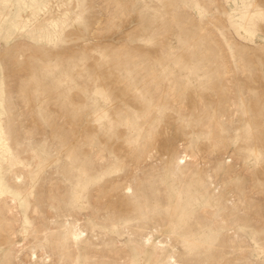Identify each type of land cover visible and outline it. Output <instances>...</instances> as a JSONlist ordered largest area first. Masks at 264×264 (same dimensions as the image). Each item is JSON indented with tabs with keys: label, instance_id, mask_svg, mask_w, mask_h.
<instances>
[{
	"label": "rangeland",
	"instance_id": "obj_1",
	"mask_svg": "<svg viewBox=\"0 0 264 264\" xmlns=\"http://www.w3.org/2000/svg\"><path fill=\"white\" fill-rule=\"evenodd\" d=\"M0 264H264V0H0Z\"/></svg>",
	"mask_w": 264,
	"mask_h": 264
},
{
	"label": "bare ground",
	"instance_id": "obj_2",
	"mask_svg": "<svg viewBox=\"0 0 264 264\" xmlns=\"http://www.w3.org/2000/svg\"><path fill=\"white\" fill-rule=\"evenodd\" d=\"M80 230H78V233H79ZM80 234V233H79ZM77 237H80V235L77 234ZM76 238V237H75ZM77 239V238H76Z\"/></svg>",
	"mask_w": 264,
	"mask_h": 264
}]
</instances>
